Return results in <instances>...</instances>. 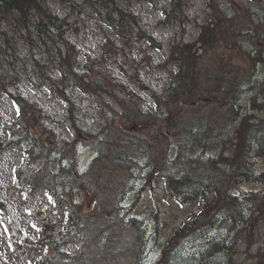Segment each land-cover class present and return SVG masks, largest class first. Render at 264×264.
Segmentation results:
<instances>
[{"label":"trees","instance_id":"1","mask_svg":"<svg viewBox=\"0 0 264 264\" xmlns=\"http://www.w3.org/2000/svg\"><path fill=\"white\" fill-rule=\"evenodd\" d=\"M44 1L0 0V25L12 21L28 32L34 27L35 39L47 63L57 66L62 84L93 98L108 94L120 110L112 109L99 133H88L75 125L73 103L58 88L75 136L49 147L38 134L27 132L29 124L35 127L30 119L38 118L41 132L48 133L41 110L14 96L26 127L10 143L25 153L28 164L44 163L28 175L29 189L57 191L80 204L67 213L60 230L45 229L36 240H28L29 245L47 249L31 264H237L239 238L249 251L254 242L246 238L248 230L256 236L264 233V168L259 173L254 168L255 162L264 163V11L259 14L246 7L229 15L219 10L215 0H208L210 11L197 38L171 46L166 62L175 66V73L165 99L159 97L164 116L157 120L121 82L96 81L91 76V65L81 61L64 38V20L48 12ZM117 15V20L126 15L138 22L134 14L118 10ZM7 41L1 32L0 43ZM222 42L232 52L238 50L245 63L221 60L204 65L203 55ZM33 63L37 65L35 59ZM257 70L261 77L254 82L251 77ZM246 86L252 96L250 108L244 111L241 99ZM233 126V135L224 138ZM3 146L0 137V151ZM79 146L92 153L83 169L78 166ZM50 163L53 171L48 169ZM152 179L163 180L179 201L200 199L198 210L174 228L161 254L148 263L146 224L127 216L124 200L138 180ZM242 181L261 187L242 191ZM81 194L89 201L86 210ZM224 224L228 230L216 233ZM257 225L263 229L259 231ZM71 241L78 247L76 252L65 250ZM252 254L253 264H264V245Z\"/></svg>","mask_w":264,"mask_h":264},{"label":"rangeland","instance_id":"2","mask_svg":"<svg viewBox=\"0 0 264 264\" xmlns=\"http://www.w3.org/2000/svg\"><path fill=\"white\" fill-rule=\"evenodd\" d=\"M215 2L220 11L229 15L242 13L246 7L259 14L264 11V0ZM43 7L64 20V38L76 48L79 59L91 65L90 74L96 81L121 82L143 110L157 120L164 116L159 97L165 99L169 81L175 73V66L166 62L171 46L176 42H193L210 11L208 0H68L62 3L45 0ZM118 10L134 14L138 22L130 21L126 15L117 20ZM7 23L0 25V33L5 32L8 39L7 45L0 43V137L6 142L0 151V264H31L47 249L41 245H29L28 240H36L45 229L57 232L65 214L76 203L80 204L57 191L47 194L44 189L31 191L27 186V175L44 163L30 166L23 153L10 143L26 127L14 96L28 100L41 110V121L48 133L41 132L43 127L38 118L30 119L35 127L29 124L27 132L38 134L46 145L55 142L59 146L75 136L72 118L67 115L59 94L61 88L73 103L75 125L88 133H99L112 109L116 113L120 105L108 94L93 98L73 85L62 84L57 66L47 63L43 47L35 39V28L29 27L28 32L12 21ZM228 43L231 44L230 39ZM218 46L203 55L204 65L217 64L221 60L233 65L245 63L238 50L232 52L223 42ZM257 77L260 79L254 73L251 78L255 80ZM251 96L252 90L249 89L242 96L244 111L250 108ZM234 127L227 129L224 138L233 135ZM91 156L87 148L80 146L81 166H85ZM254 168L259 173L264 163L255 162ZM48 169L53 171L54 165L48 164ZM260 187V184L248 181L239 184L242 191ZM81 198L86 210L89 201L83 194ZM199 199L176 200L163 180H144L135 184L124 201V212L146 222V262L151 263L161 254L174 227L198 210ZM228 228L229 225H220L216 233H223ZM257 229L261 231L263 226L257 225ZM246 238L252 239L254 244L248 251L245 242L239 238L237 264H253L252 253L264 245V233L256 236L250 229ZM65 250L76 252L78 247L71 241Z\"/></svg>","mask_w":264,"mask_h":264},{"label":"bare ground","instance_id":"3","mask_svg":"<svg viewBox=\"0 0 264 264\" xmlns=\"http://www.w3.org/2000/svg\"><path fill=\"white\" fill-rule=\"evenodd\" d=\"M252 80H254V79H252ZM257 80V78L254 80V82ZM248 86V85H247ZM247 86L244 88L245 90H246V88H247ZM195 152V151H194Z\"/></svg>","mask_w":264,"mask_h":264}]
</instances>
